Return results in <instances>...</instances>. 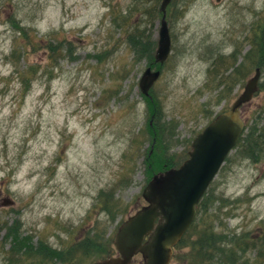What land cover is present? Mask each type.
Returning a JSON list of instances; mask_svg holds the SVG:
<instances>
[{"label": "rangeland", "instance_id": "374dc122", "mask_svg": "<svg viewBox=\"0 0 264 264\" xmlns=\"http://www.w3.org/2000/svg\"><path fill=\"white\" fill-rule=\"evenodd\" d=\"M160 3L0 0V264H39L41 242L49 259L73 242L111 241L144 204L150 177L181 165L260 66L264 0H172L171 51L143 95L138 81L154 63ZM260 67L259 91L240 111L256 134L264 131ZM242 144L206 190L182 264H194L190 246L205 227L230 244L264 237V162L242 158ZM15 240L35 248L29 257ZM90 254L75 264L99 260Z\"/></svg>", "mask_w": 264, "mask_h": 264}, {"label": "water", "instance_id": "95a60500", "mask_svg": "<svg viewBox=\"0 0 264 264\" xmlns=\"http://www.w3.org/2000/svg\"><path fill=\"white\" fill-rule=\"evenodd\" d=\"M171 1L162 0L159 8L154 62L160 66L171 50L166 21ZM160 74L161 70L146 67L138 82L143 95L148 96ZM260 77L261 69L256 68L229 108L217 114L192 140L188 157L180 166L152 175L142 191L145 204L128 216L113 236L117 255L94 264H130L138 254L143 264H170L173 248L194 221L196 206L245 129L241 107L259 91Z\"/></svg>", "mask_w": 264, "mask_h": 264}, {"label": "trees", "instance_id": "16d2710c", "mask_svg": "<svg viewBox=\"0 0 264 264\" xmlns=\"http://www.w3.org/2000/svg\"><path fill=\"white\" fill-rule=\"evenodd\" d=\"M145 16H147L149 21L153 23V13L151 11L146 12ZM33 42H35V39H33ZM251 56H252V52H250L249 54L247 53L244 57L250 58ZM262 65H264V57L260 62V66ZM260 66H255L254 70L256 68H261ZM237 72L238 69L235 68L233 70V74L236 75ZM29 86L30 83H28V85L26 86L25 89L26 91L27 88H29ZM254 130L255 128L250 127L248 123H246L245 132L243 136L239 138L237 144L243 143L240 147L242 149V154H241V156H243L242 158H248L253 162H259V161L264 162V131L261 134L260 133L256 134ZM203 198H205V194ZM203 198L201 199L200 203L197 206V214L199 212V208L201 206ZM203 218L204 216H201V220ZM201 220L199 219V217L197 218L196 215V218L192 223L191 227L189 228V230L185 233L181 241L175 246L171 263L172 261L174 262L179 259L178 260L179 262L177 261V263L182 264L181 250L183 247H185L183 246L184 239L186 238V236L189 234L190 231L191 233L195 232L196 224L197 226H199V221ZM197 235H198V239L194 241L190 246V252L193 254L192 261L194 262V264H224V263L264 264V237L259 242L256 241L254 238L252 239L251 237L248 240H246L245 238H239L237 239L239 242L233 241V244H230L232 241L229 242L230 241L229 237L224 235L218 236L215 227H205L204 229L202 228V230L198 234L195 233L194 237H196ZM14 243H15V247H18V249L20 250L25 249L26 251H28V253L25 254L26 257H29L31 251L35 249L31 245H29L28 242H25L26 244L24 245V241L15 240ZM44 244H45L44 242H41L42 247L38 248V250L36 248V250L39 251V253L37 254V256L40 257L39 264H56L63 257H65L63 260H67L68 264H75L78 261V259H80L82 256L84 257L92 256L90 253H93L94 256H97L98 259H103L105 257L112 255L110 253V249H111L110 247H112L111 245L112 243L109 240H107L104 243H101V241L98 239L88 238L81 242H73V245L71 247H70L71 244L68 246L70 247L68 250H66L67 245L62 246L63 253L55 252L53 250L47 252V254L50 256L49 259H47V257L42 254L44 250L43 247ZM106 246H108L107 249L101 251ZM229 246H231V248H227ZM111 251L113 252V250ZM250 251L254 254L251 261L246 259L248 257L247 253H249ZM77 252H81L79 257H77ZM44 253H46V251ZM246 255L247 257L245 258ZM42 257L43 259L45 257L46 260L44 259L43 261Z\"/></svg>", "mask_w": 264, "mask_h": 264}, {"label": "flooded vegetation", "instance_id": "af4514ba", "mask_svg": "<svg viewBox=\"0 0 264 264\" xmlns=\"http://www.w3.org/2000/svg\"><path fill=\"white\" fill-rule=\"evenodd\" d=\"M134 260H135V257L132 258V261L130 264H134V262H135ZM63 263H64L63 259H60V261L57 262V264H63ZM64 264H67V263H64ZM140 264H142V263H140Z\"/></svg>", "mask_w": 264, "mask_h": 264}]
</instances>
